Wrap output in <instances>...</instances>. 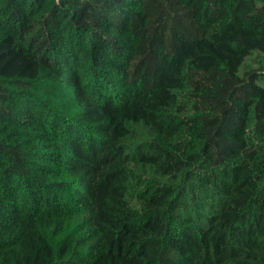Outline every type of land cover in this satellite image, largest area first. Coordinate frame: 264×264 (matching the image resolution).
Listing matches in <instances>:
<instances>
[{
    "label": "trees",
    "instance_id": "trees-1",
    "mask_svg": "<svg viewBox=\"0 0 264 264\" xmlns=\"http://www.w3.org/2000/svg\"><path fill=\"white\" fill-rule=\"evenodd\" d=\"M121 256L264 264V0H0V264Z\"/></svg>",
    "mask_w": 264,
    "mask_h": 264
},
{
    "label": "rangeland",
    "instance_id": "rangeland-1",
    "mask_svg": "<svg viewBox=\"0 0 264 264\" xmlns=\"http://www.w3.org/2000/svg\"><path fill=\"white\" fill-rule=\"evenodd\" d=\"M259 56L257 54H253L251 56H249L245 62V66L247 67H250V68H255L258 64V61H259ZM141 140V139H139ZM137 173H138V176L141 177V179H145L147 176H148V172L146 170H143V169H138L137 170ZM133 204H135V206L138 205V202L135 201L133 202ZM104 264H108L107 262H105ZM114 264H140L138 261H135V260H132L128 257H124V256H121V257H118Z\"/></svg>",
    "mask_w": 264,
    "mask_h": 264
}]
</instances>
